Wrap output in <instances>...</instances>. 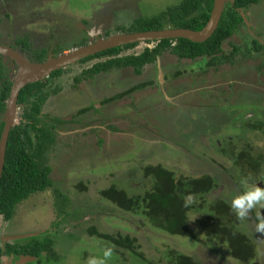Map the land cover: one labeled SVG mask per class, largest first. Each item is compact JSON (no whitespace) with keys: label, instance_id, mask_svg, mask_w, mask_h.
Returning <instances> with one entry per match:
<instances>
[{"label":"rangeland","instance_id":"374dc122","mask_svg":"<svg viewBox=\"0 0 264 264\" xmlns=\"http://www.w3.org/2000/svg\"><path fill=\"white\" fill-rule=\"evenodd\" d=\"M180 2L18 0L13 6L8 1L0 0V14L10 8L18 10V18H10L1 25H4L3 30L8 29V38L10 33L16 41L26 39L27 46L33 45L31 48L35 51L48 50L50 41L56 42L55 45L61 42L59 51L64 50L58 54L61 55L80 48L85 42L92 43L107 36L124 34L137 17H153ZM231 3L228 0L225 6L229 7ZM252 14L258 15L253 17ZM97 15L105 19L98 25L93 20ZM241 15L245 27H241L238 34L224 43L223 52L228 63L217 70L206 68L205 63L199 60L195 63L179 62L166 51L152 65L143 69L141 77L134 76L132 69H114L75 84V78L97 63L112 58L136 56L157 45V42H149L138 43L112 56L77 62L62 69L64 72L57 78L43 79L42 93L58 92L47 100L39 118L42 124L55 123L56 142L46 153L48 165L52 169L50 179L53 186L31 195L16 206L15 225L0 217V249L10 243L48 237L49 232H52L58 245L56 258H51L53 264H87L90 257L103 259L105 248L112 245L96 234L119 233L137 239L136 252L116 247L118 251L114 252L106 264H149L150 261L164 258V250L167 249L179 250L200 264H245L228 254L225 245L219 247L214 242H207L200 229V224L211 218V214L214 218L218 216L214 212L209 214L210 206L222 199L231 209L232 199L245 190L244 181L247 180L240 182L239 175V183L234 179L232 156L246 149L255 153L264 148V127L262 131L257 128L263 126L260 123L264 121V48L257 52L252 43L254 38L258 40V45H264V30L262 32L258 29V26L264 28V0L246 12L241 11ZM88 21L91 25L87 26L85 22ZM168 28L173 27L166 24L163 29ZM235 46L239 48L237 53L233 51ZM55 55L50 53L48 59ZM3 63L6 74L14 73V66L8 60L3 59ZM169 73H179L174 85L176 83L180 88L185 87L187 94L185 97L179 94L172 98L166 94L169 84L166 87L159 83L156 90L163 89L161 102L164 104L161 103L159 107L162 114L156 117L157 124H149L146 119L137 117L136 122H130L125 115H121L126 112L132 117L137 116L132 107L154 110L155 104L147 103V97L144 98L151 94L148 90L135 93L129 99L125 97L114 100L108 105L101 102L113 93H120L146 81L155 83V78ZM256 95L262 96L258 99L260 104L257 108H263L256 110L259 121L255 124L254 121L251 124L243 122L242 117L248 120L253 117L252 112L247 109V113L244 111L252 100L245 102V99ZM169 102L175 108H167ZM92 104L96 105V109L90 108V115L79 116V112L74 113ZM25 108V105L17 107L13 126L20 125V115ZM128 108L132 112L127 111ZM114 114L118 118H113ZM146 114L149 115L148 112ZM156 115L153 112L151 116ZM1 121L3 117H0ZM223 138L230 142L233 139L236 143V146H226L224 154L215 151L211 144ZM151 165H160L172 171L176 179L199 178L203 175H210L214 179L217 187L204 196L203 210L199 207L202 198L187 199L194 207L187 213L189 228L198 235L201 242L169 235L155 228L142 215L123 212L111 201L102 198L101 192L112 187L126 191L128 196L138 193L142 195L143 191L150 189V184H139L142 181L141 171L143 167ZM254 179V183L247 181L248 186L255 184L264 187V175H254ZM139 186H142V190H134ZM53 189L61 191L71 200V208L63 216L56 215ZM255 211L264 213V209L258 206L250 220L240 221L231 209L229 215L232 217L224 216V223H228L234 232L250 238L255 246V255L247 264H264V234L255 231ZM38 231L43 233L39 234ZM211 244L213 246L210 248ZM138 253L145 259L142 260ZM0 263L13 262L4 257Z\"/></svg>","mask_w":264,"mask_h":264},{"label":"trees","instance_id":"16d2710c","mask_svg":"<svg viewBox=\"0 0 264 264\" xmlns=\"http://www.w3.org/2000/svg\"><path fill=\"white\" fill-rule=\"evenodd\" d=\"M262 0H233L231 6H225L221 15L217 29L213 35L204 43H193L185 39L176 40H161L153 49H146L139 55H130L121 58H112L104 62L97 63L91 68L83 72L79 77L75 78V84L89 81L101 74L108 73L114 69H132L135 76H140L143 69L147 65H152L156 59L164 52L168 51L179 62L195 63L198 60L205 63L206 68L217 70L221 65L228 63L224 57L223 45L235 34L241 27H245L242 12L248 11L250 8L260 4ZM213 6V0H181L175 6L168 8L150 18H139L129 26L126 33L144 32L161 30L166 24H170L173 28H183L192 31H200L204 28L209 20ZM149 43V42H147ZM253 49L261 51L263 46L258 45L257 41L253 42ZM23 47H28L26 40L22 43ZM137 44L125 45L113 48L101 53H97L82 61H89L104 56H112L120 53L123 50L135 47ZM248 48V47H246ZM252 49V48H251ZM234 53L239 51L238 47L233 48ZM24 57L25 54L20 52ZM34 60L28 59L31 63H42L46 61L45 52L39 51L34 53ZM80 61V62H82ZM231 65V64H230ZM233 65V63H232ZM14 66V65H13ZM15 72L6 74L3 63V57L0 56V114H4L6 110V101L12 85V80ZM64 71L58 70L51 73L48 79H54L60 76ZM41 84L43 80L35 84L27 85L19 93L17 99L18 108L26 106L23 113L20 115V125L13 126L8 137L3 172L0 180V217L5 222L9 221L14 213L17 205L24 202L31 195L43 192L48 188H52L53 182L50 179L52 172L48 165L46 153L56 142L55 123L42 124L40 116L42 108L47 100L58 92L42 93ZM40 93V94H39ZM122 95L116 97L120 99ZM262 96H255L250 99L246 97L245 102L252 100L251 104L245 108L253 113L251 119L242 117V121H252L258 123L259 117L256 110L263 108L257 106L260 104L258 99ZM264 99V97H262ZM254 104V105H252ZM253 106V108L251 107ZM240 109H242L240 107ZM247 109V110H246ZM86 110V109H85ZM84 110H81L82 113ZM234 112V111H233ZM261 127H257L262 131L264 121L260 123ZM235 127V126H234ZM236 128V127H235ZM3 129V122H0V135ZM250 129V128H249ZM225 138L219 140L218 143L210 142L214 146L215 151L226 153V148L229 145L236 146L234 140L224 141ZM214 141V140H213ZM227 146V147H226ZM217 151V152H218ZM232 172L234 179L239 183L237 175L241 177L240 182L247 180L250 183L256 182L254 175H264V148L252 153L250 149L243 150L232 156L231 159ZM231 171V170H230ZM142 181L140 185L150 184V189L143 191V194H133L128 196L126 191L117 190L112 187L102 191L101 196L111 201L121 211L130 213L131 215H142L155 228L160 229L169 235L183 236L195 242H201L197 234L190 228L188 223L187 213L194 207L188 203L187 199L202 198V203L199 207L203 210L204 196L211 193L215 186L214 179L210 175H203L199 178L181 177L176 179L175 174L163 168L160 165L146 166L142 169ZM237 172L239 174H237ZM143 185V186H144ZM142 190V186L138 189ZM54 208L56 213L64 215L71 208V200L59 190L53 189ZM209 214L216 213L215 218L211 214V218L200 224L201 233L206 236L207 242L215 243L219 247L225 245L226 252L234 259L242 263H249L254 257V245L250 238L240 233L234 232L228 227V223H224V216L231 218V209L221 199L220 202L210 206ZM116 247L122 248L130 252H136L135 237L130 235H122L115 233L112 235L96 234ZM30 244L36 243L37 240H31ZM39 244V243H38ZM213 245H210V248ZM29 247L18 245H7L4 249H0L1 256L10 254H23L29 252ZM118 250L115 249V252ZM164 253V258L160 261H150L149 264H200L197 260L189 255L183 254L181 251L167 249ZM34 254V253H33ZM139 254V253H138ZM142 260L145 258L139 254ZM139 257V258H140Z\"/></svg>","mask_w":264,"mask_h":264},{"label":"water","instance_id":"95a60500","mask_svg":"<svg viewBox=\"0 0 264 264\" xmlns=\"http://www.w3.org/2000/svg\"><path fill=\"white\" fill-rule=\"evenodd\" d=\"M227 1L228 0H213L209 20L200 31H192L183 28H168L108 36L107 38L88 43L80 48L72 49L67 53L58 55L57 57L47 59L42 63H31L19 51L0 45V56L4 59H9L17 70L12 80L8 99L6 101L3 129L0 135V180L4 167L5 151L9 133L17 116V99L20 91L27 85L38 83L49 77L51 73L64 69L97 53L125 45L176 39H185L193 43H204L217 29ZM231 2H233V0H231Z\"/></svg>","mask_w":264,"mask_h":264},{"label":"flooded vegetation","instance_id":"af4514ba","mask_svg":"<svg viewBox=\"0 0 264 264\" xmlns=\"http://www.w3.org/2000/svg\"><path fill=\"white\" fill-rule=\"evenodd\" d=\"M3 1H8L9 2V4H13V6H14V3H16L18 0H3ZM233 3V2H232ZM231 3V4H232ZM224 8H225V6H224ZM17 13H18V10H16L15 8H10L9 9V11H7L6 13L4 12V13H1L0 14V45H3V46H6V47H10V48H12V49H15V50H19V49H22V50H24L23 51V54H25V56L28 58V59H31V61H35L34 60V56H35V54L34 53H38L39 51H35L33 48H31V47H34L33 45L32 46H28L27 48L26 47H23V45H22V43H23V39H20V40H22V41H20V40H17L16 41V39H14L12 36H11V34L9 33V38L6 36L7 35V31H8V29L7 30H3V28L2 27H4V25H1L4 21H6V20H9L10 18H18L17 17ZM253 15V14H252ZM258 14H254L253 15V17H256ZM98 18V19H97ZM97 18H95V16L93 17V20H94V24H96V25H98V24H100L101 22H104L105 21V19H104V17L103 18H100L98 15H97ZM139 18H142V17H137L136 19H134L133 20V22L131 23V24H133L134 23V21H136L137 19H139ZM85 23H87V26L88 25H91V23L88 21V22H85ZM245 25V24H244ZM258 29H259V31H262L263 32V30H264V28L262 27V26H258ZM263 34H264V32H263ZM108 37V36H107ZM106 37V38H107ZM26 40V39H25ZM97 40H99V39H97ZM97 40H95L94 42H96ZM253 40H256V41H258L257 39H254L253 38ZM4 42V43H2V42ZM50 41V40H49ZM50 43H51V45H49L48 46V50H41V51H44L45 52V58H46V60L49 58L48 56L50 55V53H54V54H56L57 56H58V54H60V53H62L63 51L61 50V51H59L60 50V47H61V45H62V43L60 42L59 44H57V45H55V43L56 42H52V41H50ZM88 43H83L80 47H82V46H85V45H87ZM263 47H264V45H263ZM21 51V50H20ZM19 51V52H20ZM33 51H35V52H33ZM55 55V56H56ZM163 55V54H162ZM161 55V56H162ZM56 56V57H57ZM161 56H159V57H161ZM176 58V57H175ZM4 59V58H3ZM5 60H8L10 63H11V61L9 60V59H5ZM12 64V63H11ZM13 65V64H12ZM14 72H15V70H14ZM181 72V71H180ZM186 72V71H185ZM143 73V72H142ZM183 73V72H182ZM181 73V74H182ZM178 74L179 73H169L168 75H164V76H161V77H158V78H155V83H150V82H147L146 81V83H142L141 85H138V86H136V87H130L129 89H125V90H123L122 92H120V93H113L111 96H109V97H107L106 99H104V100H102L101 102L102 103H104L103 105H108V104H111V103H113L114 102V100H118V98H116V97H119L120 95H122V97L120 98V99H122V98H125V97H127L126 99H129L130 98V96H132L133 94H135V93H141V92H143V91H146V90H148V91H150L151 92V94L150 95H146V96H144V98L145 97H147V103H153V104H155V106H156V108L154 109V110H152V111H145V110H143L142 108H140V107H132V110H136V113H137V116H134V117H132V116H130V115H127L126 114V112H125V114H121V115H123V117H124V115L127 117V119L130 121V122H136V117L138 118V119H146L147 121H148V123L150 124V123H152V124H157V119H156V117L161 113L162 114V111L159 109V107L161 106V103L162 104H164V102H161L162 100H161V95H162V91H163V89H158V91L156 90V88H158V85H159V83L160 84H162V85H165L166 87L168 86V84H169V88L167 89V92H166V94H167V96H170V97H172V98H174L176 95H179V94H182V96L183 97H185L186 95L185 94H187V90L185 89V87H182V88H180V87H178L177 86V84L175 83V85H174V82L176 81V80H178ZM102 75V74H101ZM142 75V74H141ZM141 75L140 76H136V77H141ZM135 76V75H134ZM183 76H184V74H183ZM174 86H175V88H174ZM154 88H155V90H154ZM185 89V90H184ZM145 95V94H144ZM155 96H156V98H155ZM106 97V96H105ZM159 99H160V103H159ZM183 99V98H182ZM156 100H158L157 102H156ZM154 101L156 102V103H154ZM182 102H180V104H181ZM95 104H92V106L91 107H83V108H81V109H78L77 111H74V113H78L79 112V114H76V115H79V116H82L83 114L84 115H90L89 113V110H90V108L92 109V110H95L96 108H95ZM175 105L173 104V103H170L169 102V105L168 104H166V107L168 108V107H171V108H175L174 107ZM177 106H180V105H178L177 104ZM176 106V107H177ZM44 107V106H43ZM61 108V107H60ZM93 108H95V109H93ZM86 109V110H85ZM100 110L101 109H103V107L102 108H99ZM98 109V110H99ZM81 110H84L82 113L80 112ZM99 110V111H100ZM132 110L130 109V108H128V110L127 111H129V112H132ZM42 111H43V108H42ZM148 112V116H147V113ZM153 112H156L157 113V115L156 116H151L152 115V113ZM41 114H42V112H41ZM73 114V113H72ZM0 117H3L4 118V114H0ZM56 116L54 115V118H55ZM58 118V117H57ZM113 118H118V115H113ZM88 121H90L91 122V120L89 119ZM73 124V123H72ZM71 124V125H72ZM87 131H89V130H87ZM215 187H217V184L214 186V188ZM214 188H213V190H214ZM213 190L211 191V192H213ZM56 215H58V213H56ZM61 215V214H60ZM15 215H13V217L9 220V221H7L8 223L9 222H11V224L12 225H15L16 224V222H15V217H14ZM61 216H63V215H61ZM45 229V228H44ZM57 229L55 228V231H56ZM39 232V234H42L43 233V231H38ZM49 232V231H48ZM51 233V234H50ZM57 233V232H56ZM38 235V234H37ZM31 240H33V239H28L26 242H23V243H10V244H8V245H11V244H13V245H18L19 247L20 246H23V247H28L29 245H30V247H29V252L28 253H23V254H17V253H14V254H10V255H7V256H1V258H0V261H1V259L2 258H4V257H7V258H10V260L13 262L12 264H53L52 262H51V258H56V256H57V247H58V245H57V243H56V241L53 239V234H52V232H49V235H48V237H44V236H41V237H37L36 238V240H37V244L36 243H32V244H30V242H32ZM39 243V244H38ZM7 245H5L4 246V248L6 247ZM3 248V249H4ZM2 250V249H1ZM34 253V254H33ZM1 264V263H0Z\"/></svg>","mask_w":264,"mask_h":264},{"label":"clouds","instance_id":"9594fccd","mask_svg":"<svg viewBox=\"0 0 264 264\" xmlns=\"http://www.w3.org/2000/svg\"><path fill=\"white\" fill-rule=\"evenodd\" d=\"M244 184L246 185L245 190L235 195L231 201V209L240 221L250 220L251 214L258 206L264 209V187L255 184L248 186L247 181H244ZM255 220L257 221L255 231L264 234V213L255 211ZM115 248V245L106 247L103 252V259L90 257L87 264H106L114 255Z\"/></svg>","mask_w":264,"mask_h":264}]
</instances>
